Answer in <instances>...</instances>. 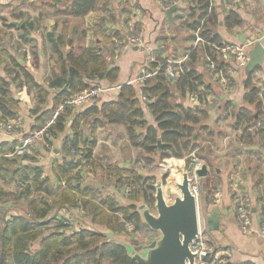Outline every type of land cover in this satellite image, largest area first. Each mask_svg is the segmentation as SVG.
I'll use <instances>...</instances> for the list:
<instances>
[{
    "label": "trees",
    "instance_id": "obj_1",
    "mask_svg": "<svg viewBox=\"0 0 264 264\" xmlns=\"http://www.w3.org/2000/svg\"><path fill=\"white\" fill-rule=\"evenodd\" d=\"M112 1L53 0V3L59 6L56 7L58 15L83 17L98 10L99 5L102 9L108 7ZM197 1L202 12L199 20L207 18L210 0ZM211 14L214 15L215 10ZM230 18H233L232 15ZM234 18L233 26L240 23L238 16ZM200 24L201 21H197L192 28L196 30ZM14 28L11 26V29ZM37 28L30 18H25L17 29L21 33L17 42L19 48L23 46L22 40L26 44L35 41L33 32ZM202 36L204 38L205 35ZM69 37L67 21H57L46 37L56 58L47 88L37 83L35 76L25 66V60L19 59V53H11L0 39V121L19 119V104L14 98V88H26L34 100L30 115L33 125L29 134L43 129L59 107L76 93L92 89L100 81L116 82L118 69H109L105 56L97 49L81 47L72 50L76 42ZM211 40L214 42L215 39ZM69 46L70 50L65 52ZM212 51L208 48L206 59H211L218 67L222 66L217 53ZM167 66L157 76L145 81L141 95L135 85L124 86L117 92L114 101L77 115L70 123L71 112L67 107L55 124L50 126L46 137L48 142L59 138L61 151L65 154L53 162L51 177H43V168L36 162H30L28 156L10 157L18 145L17 141L0 143V182L14 183L18 190L17 196L11 199L14 205L18 204L13 213L9 215L7 211H0V264H138L129 257L124 245L109 239L108 235L124 238L125 234H130L127 233V224H131L133 233H144L147 241L159 239L156 232L143 222L138 211V204L148 206L151 211L154 209V179L144 177L135 168L110 171L119 189L131 187L129 203L126 204L125 199L119 201L99 190L82 188L78 177L72 176L81 168L82 161L67 155L71 149L83 145L87 149H83L85 161L91 160L96 145L95 135L83 137L80 125L90 114H94L102 116L108 124L123 126L130 145L138 151L141 160L154 164L172 158L187 159L190 165L192 154L200 156L198 152L203 142L219 139L222 134L209 126L211 114L217 107L206 102L208 86L205 91L199 92L200 105L179 102L185 98L189 102L198 91V85L193 83L194 73L184 68L183 75L172 86L166 77ZM70 68L78 73L74 74L69 84ZM252 79L253 75L247 78L242 106L227 103L221 109L219 120L226 121L231 117V126L235 131L250 130L264 114L260 89L253 86ZM144 106L152 115L153 125L146 120ZM68 129L72 131V137L66 135ZM260 133L264 135V127ZM64 134L66 136L61 139L60 136ZM74 210L83 211V218L91 226L97 224L104 230L78 227V224L77 229L73 228L72 222L60 212L70 213ZM129 239L135 241L131 236Z\"/></svg>",
    "mask_w": 264,
    "mask_h": 264
},
{
    "label": "crops",
    "instance_id": "obj_2",
    "mask_svg": "<svg viewBox=\"0 0 264 264\" xmlns=\"http://www.w3.org/2000/svg\"><path fill=\"white\" fill-rule=\"evenodd\" d=\"M12 1L0 0V7L6 9L5 7L9 6ZM160 1L164 0H114L108 7L102 9L99 5L98 10L83 17L62 15V21L69 22V39L76 42L73 44L72 50L81 47L97 49L101 55L108 59L109 69H118L116 82L100 81L102 87L112 89V91L103 95L102 99L95 104L75 110L71 108L68 122L70 123L74 117L85 114L94 107L99 109L103 104L114 101L118 95L116 91L119 92L124 86L135 85L141 95V88L145 82L136 84V81L143 78L144 73H155L161 71L164 66L174 63L194 73L193 83L198 85V88L208 86V93L212 95L213 100L210 103L207 100L206 102L217 107L211 114L209 126L222 133L219 139L212 138L205 145L208 157L199 156L200 161L208 167L207 177L196 182L198 186L204 183L203 191L199 197L200 217L202 221L208 216L217 217L211 229L206 226V223L204 224L206 239L209 245L229 256V264H264V236L242 232L237 217V207L243 200L251 210L254 229L259 231L264 223V135L260 133L264 127V114L247 131H235L231 126V117L226 120H230L231 123L219 120V117L222 116V106L225 104L232 103L237 107L243 105L246 81L249 76L253 75L252 84L260 89L259 95L261 96L264 89V60L253 74L249 75L245 70L241 73H233L237 90L234 94L226 97L208 70V60L206 59L208 55H205L208 48L211 51L214 50L221 65L224 66L221 53L216 50V47L241 46L250 43L249 54L258 43L264 47V0H210L209 14L207 18H201L202 20H199L202 12L197 0H180L176 5L178 9L173 13L172 20L161 8ZM56 7L59 6L54 5L53 0H39L38 2L29 0L27 4L30 11H41L40 14H43L44 8L52 10L54 19L58 18L54 14ZM212 10H215L214 15L211 14ZM231 15L233 18H230ZM237 16L240 18V23L231 25L235 21L234 17ZM73 21H78L82 29L72 25ZM197 21H201V24L195 30L192 25ZM49 22L53 23V25L51 23L52 27L56 24L55 21ZM201 27L202 30L198 34ZM140 31L143 32L144 46L142 48L127 47L128 39ZM202 35H205L204 38ZM33 38L37 37L33 35ZM199 38L206 44L197 41ZM211 39H215L214 42ZM45 44L46 48L52 51L50 44L44 42ZM69 50L70 46L65 49V52ZM40 55L41 57L46 56L48 65L52 68L55 67L56 58L53 52L50 53V56L43 52ZM25 66L27 67L26 64ZM231 66L234 67L235 64L232 63ZM28 67L27 69L35 76L37 83L43 85L41 75L44 71L42 68H38L36 65H28ZM179 79H169V82L174 86ZM261 99L264 108V98L261 97ZM187 101L188 98L179 100L186 105L192 103ZM192 104L200 105V99L196 104ZM144 111L146 120L153 125L152 115L149 114L145 106ZM96 119L99 122L97 121L95 124ZM30 121L32 128L33 120L30 118ZM222 122L229 124L228 130H222ZM80 130L89 133L84 137L95 135L96 145L93 148V158L90 161L92 164L94 162V165L100 164L105 170L135 168L144 177L158 179L161 177L159 173L161 165L169 164L171 169L173 168L171 170L172 177L177 174L180 176V179L174 183L175 185L182 182V173L188 169L187 159H167L153 166L141 160L138 151L130 145L125 128L121 125L108 124L102 116L90 114L89 118L81 123ZM66 135L72 137L73 133L68 129ZM66 135L64 134L60 138L62 139ZM245 136L249 139L246 137L248 139L246 140ZM17 140V137H4L0 139V143L3 141L16 142ZM58 140L60 141L59 138ZM60 148L56 149L54 153L61 159L63 154L62 148ZM227 149L230 152L228 157L232 159L229 160L230 164L224 162L226 157L224 153L227 152ZM254 156L257 157V160ZM243 158H245L244 161L252 164L248 169L250 174L243 171L246 173L244 178L241 177L243 172L237 174L233 171L237 169L236 165ZM218 163L220 165L215 166ZM154 166L160 167L159 172L144 173L153 171ZM100 170L102 171V169ZM239 170L242 171V168L239 167ZM251 170H254V173L250 172ZM99 183L82 186V188H93L103 194L113 196L114 193L109 191L111 188L114 190L112 183L108 184L109 188ZM114 191L117 192V190ZM118 194L120 196L123 194L121 188ZM109 237H112L117 243L124 240V238L115 235H108Z\"/></svg>",
    "mask_w": 264,
    "mask_h": 264
},
{
    "label": "rangeland",
    "instance_id": "obj_3",
    "mask_svg": "<svg viewBox=\"0 0 264 264\" xmlns=\"http://www.w3.org/2000/svg\"><path fill=\"white\" fill-rule=\"evenodd\" d=\"M28 1L29 0H13L9 4V6L5 7L6 9L2 8V6L0 7V39L5 42V45L7 46L9 51L11 53H13L14 55H16V53L20 50L19 59H23V61L25 60V64L27 65V68H29L28 65H32V66L36 65V67L42 68L44 73H43V75H41V78H42L43 86L45 88H47L48 87V81L51 77V71L53 68L48 65V61L45 58L46 56L41 57L40 53L43 52L46 55L49 54V56H50V53H52V51H50L49 49L46 48V44L44 45V42H46V37H47L48 33H50L51 29L54 27V26L52 27L53 23L49 22V21H55V22L59 21V23H60L62 21V15H58L56 13V10H55L54 14L57 15L58 18L54 19V17H52L53 11L50 9L44 8L43 14H40L41 11H36V12L30 11V9L27 8ZM38 1L39 0H37V2ZM25 18H30V20L33 21V23L35 24V27H38L37 30L33 32V35L35 37H37L38 39L37 38H36L37 40L34 39L35 41L31 44H26L22 40L23 46L22 47L20 46V48H19L17 45V42L19 40L21 33L17 29H18L19 25L25 21ZM51 23H52V25H51ZM72 25L78 26L80 28V30L82 29L81 24L78 21H73ZM11 26H15V28L11 29ZM51 57H52V55H51ZM28 62L30 64H27ZM46 68H47V70H46ZM0 75H1V71H0ZM14 98L18 101V104H19L18 105L19 106L18 107L19 108L18 124L20 123V126L17 125L18 127L17 126L15 127V130H14L12 136H10V137H17V139H18L17 143H18L19 140L22 138V135L31 129L30 115L32 114L31 113L32 109L34 108L33 107L34 106V100L28 94L26 88H23V89L22 88L21 89H15L14 88ZM225 122L231 123L230 120L225 121ZM221 127H222V130L223 129L228 130V128L230 126H229V124L222 122ZM223 131H225V130H223ZM82 134L84 137V136L88 135L89 133L88 132L85 133L82 131ZM246 137L247 136H245V138ZM1 138H4V137L0 136V139ZM247 138H246V140L249 139V138L248 139ZM206 144L207 143L203 142L201 144V148L199 149V152H198L200 157L202 156V158L208 157V151L205 150ZM59 148H60V141L59 140L57 141L56 139L55 140L50 139V142H48L45 139V141L43 140L36 145L34 154L32 157H30V162H36L39 166H41L43 168V170H44L43 177H51L50 171H51L53 162L56 159L60 160V158L57 157L59 155H56L54 153L55 150L59 149ZM83 149H86V148H84L83 145L79 146V148L71 149V151H69V155H67V156H69L71 158L74 150H82L84 152ZM86 151H87V149H86ZM62 154H63L62 155V157H63L65 154L64 153H62ZM224 154L226 155L224 162H226V164H228V163L230 164L229 160H232V159H230L228 157V155L230 154L228 149H227V152H225ZM196 157L198 160H200V158H199V156H197V154H196ZM92 158H93V155H92ZM220 158H221V156H220ZM254 158H255V160H257V157L254 156ZM244 160H245V158H243V160L240 161L239 164L236 165L237 169L233 170L234 172H237V174L240 172H243V171H245L246 173H249L248 169H249V166H252V164L247 162V161H244ZM250 160H252V159H250ZM154 164H157V163H154ZM154 164H150V165L153 166ZM219 165L220 164L218 163L215 166H219ZM239 167L242 168V171L239 170ZM99 168L102 169V171ZM159 168L157 166H154L152 169L153 171L144 172V173L145 174L146 173L155 174L159 170ZM171 170H173V168ZM171 170L168 172H164L161 168L160 172L158 171L161 174V177H158V179L156 178L153 181V183H155V181H156L155 186L158 184L159 181H162L163 184H165V188H164L165 198H166L167 202H169V203H173V199L175 196H180V192L178 191V189L174 185L176 180L180 179V176L177 174L175 177H172V171ZM110 171H112V170L111 169L105 170L104 167L98 163L96 165H94V162L92 164V162L90 161V164H89L88 161H83L81 168H79L78 171H75L72 176L73 177L76 176V179L78 177L79 183H81L82 186H88V185L92 186V185H96L97 183L100 182L99 183L100 185L102 184V186H106L107 188H109L110 186L108 184L112 183L111 185L114 186V190H117V192L119 193V188L116 186V180L114 179V177H112L110 175ZM253 171L254 170H251L250 172H253ZM245 172H243L241 177L244 178V176L246 175ZM170 177H171V179H170ZM110 180H112V181H110ZM65 182H67V180H65ZM64 185H65V183H64ZM195 188L198 189V191H199L198 195L200 197L201 192L203 191V188H204V183H201L199 186H198V184H196ZM114 190H113V188L109 189V191H111V193H114L113 196L115 198H117V200L122 201V199H125L124 203H129L128 202V196H123V195L120 196ZM17 193H18V190H17L14 183L5 184L4 182H0V211H2V212L7 211V212H9V215H11L13 213V210H15L18 207V204L14 205L13 201L11 199L13 196L16 197ZM140 206L141 205L138 204V207H140ZM75 211L76 210L70 212L69 214H66L64 212V215L67 216L68 219H70L71 221L75 220V222L72 223L73 228L77 229L76 226L78 224V227L82 226L84 228H91V229H94L96 231L104 230V228L98 226L97 224L91 226L85 218L81 217L80 214H78L79 213L78 210L76 212ZM151 212L153 214H156L155 209H153ZM109 235H112V234H109ZM128 236L133 237V239L135 241H133L132 239L130 240ZM156 236H157V238H159L160 234L158 232H156ZM123 237H124L123 242L131 243V245H133L136 248H139V247H142V246H145V245H148L151 243V242L147 241L146 239H144L145 238L144 233H138L137 235L134 233L127 234V235L125 234ZM109 239H112V237H109ZM112 240H114V239H112Z\"/></svg>",
    "mask_w": 264,
    "mask_h": 264
},
{
    "label": "built area",
    "instance_id": "obj_4",
    "mask_svg": "<svg viewBox=\"0 0 264 264\" xmlns=\"http://www.w3.org/2000/svg\"><path fill=\"white\" fill-rule=\"evenodd\" d=\"M180 0H164L160 1L159 4L161 8L167 12L172 7H176V5L179 3ZM200 30H202V27L198 30V34H200ZM197 41H200L202 44H206L203 40L200 38L197 39ZM250 43L244 44L241 46H226V47H216V50L221 53V60L223 61L224 66L218 67L215 62H213L211 59H208V70L211 72L213 79L219 84L221 87L223 93L226 95V97L232 95L237 90V87L234 83V76L233 73L235 72H242L247 67L250 56H249V47ZM134 47V48H142L144 46L143 44V32H137L134 36L130 37L128 39L127 47ZM234 63L235 66L232 67L231 64ZM165 67V66H164ZM163 67V68H164ZM160 71V70H159ZM159 71H156L155 73H144V77L136 81V84L144 83L147 79L153 78L156 75H158ZM166 76L171 80H177L183 75L184 71L183 68L180 66H177L176 63L169 64L165 68ZM112 91V89L104 88L99 83L96 85V87L84 90L79 93H76L75 95L71 96L68 100H66L56 111L52 119L45 125V127L41 130L30 132L29 134L23 136L19 142L18 145L14 151L13 154L10 155V157H18L21 158L23 156L32 157L36 148V145L41 142L45 141L47 137L48 130L50 126L54 125L58 116L62 113H64L65 109L72 108L80 109L86 105H92L97 102H99L103 95L106 93ZM205 91V87H199L198 91L191 96V102L196 104L199 101V92ZM118 92V90L116 91ZM261 97L264 98V89L261 93ZM206 100L210 103L212 102L213 98L210 93L206 91ZM19 125L16 120L13 121H0V136L2 137H9L12 136L15 127ZM75 160L78 161H85V152L82 150H74L73 154L71 156ZM192 162V172H191V179L193 181L192 185V191L199 199L198 195V189L195 188L196 182L199 180L196 176V171L202 169L204 164L197 159L195 154L191 155ZM161 168L164 172H168L171 170V167L169 164H162ZM197 180V181H196ZM195 185V186H194ZM123 191V196H129L131 192V187H123L121 188ZM81 217H83V211L78 210ZM64 212L66 214H69L67 211H61L60 214L63 217H66L64 215ZM238 212V222L240 224L241 231L247 234H260L264 236V223L263 226L260 228L259 231L255 230L253 227V221H252V213L250 208L246 205L245 202H242L237 207ZM68 219V218H67ZM70 222H75V220H70ZM204 224L201 225V229L198 235L197 240L194 242V244L191 246V250L193 253L198 254V258L196 260V264H229V256L222 253V251L216 249L214 246L209 245L205 232H204ZM134 227L131 224H127V233H133Z\"/></svg>",
    "mask_w": 264,
    "mask_h": 264
},
{
    "label": "water",
    "instance_id": "obj_5",
    "mask_svg": "<svg viewBox=\"0 0 264 264\" xmlns=\"http://www.w3.org/2000/svg\"><path fill=\"white\" fill-rule=\"evenodd\" d=\"M177 9V7H172L167 11L170 20ZM249 55L250 61L245 72L250 75L255 73L263 63V45L258 43ZM75 73L78 72L70 68L69 84ZM159 146L161 147V142H159ZM193 163L191 162L188 169L182 173V182L175 184L180 196H175L173 203L167 202L164 191L165 184L159 181L155 186L154 209L156 214H153L151 209L144 204L138 207L143 222L152 231L160 234L159 239L139 248L130 243L120 242L126 247L129 257L138 264H196L198 254L192 252L191 246L198 238L201 225L206 223V226L211 229L217 217L208 216L204 218V221L200 217L199 199L192 191ZM207 175L208 167L206 165L196 171L198 179L205 178Z\"/></svg>",
    "mask_w": 264,
    "mask_h": 264
}]
</instances>
